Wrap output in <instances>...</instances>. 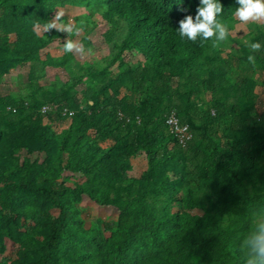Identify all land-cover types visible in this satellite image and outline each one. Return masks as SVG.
I'll return each mask as SVG.
<instances>
[{"label": "trees", "instance_id": "1", "mask_svg": "<svg viewBox=\"0 0 264 264\" xmlns=\"http://www.w3.org/2000/svg\"><path fill=\"white\" fill-rule=\"evenodd\" d=\"M57 1L0 0V80L57 64L45 51L62 34L36 27ZM103 1L104 40L125 31L104 67L80 69L81 100L71 86L0 100V264H246L241 243L264 224V111L255 113L252 76L264 72V47L253 66L245 44L232 58L212 40L181 39L178 21L195 17L199 0ZM219 2L231 31L239 5ZM249 41L264 46V33ZM171 113L189 139L170 130ZM84 198L115 220L85 227Z\"/></svg>", "mask_w": 264, "mask_h": 264}, {"label": "rangeland", "instance_id": "2", "mask_svg": "<svg viewBox=\"0 0 264 264\" xmlns=\"http://www.w3.org/2000/svg\"><path fill=\"white\" fill-rule=\"evenodd\" d=\"M54 15L57 10H63L65 16L62 19L63 23H68L69 20L75 22L77 26L81 21H84V31L79 35L67 36L66 33H61L62 37L54 40L45 51L51 57L58 59L57 64H48L45 62L35 63L25 66L22 69L11 71L8 75L0 80V100L11 99L16 102L30 103L34 98L39 99L43 92L59 91L66 86H71L70 95L81 100L83 84H75L74 81L81 73V68L85 66H93L95 68L104 67L115 53V45L119 43L124 35V27L121 24V30L116 33L113 42L107 43L104 40V33L107 31V26L101 21V14L106 9L105 1L90 0L88 4L74 3L72 0H59L56 2ZM237 20V19H236ZM229 31V30H228ZM42 29H37L39 35L42 34ZM259 32L264 33V23L249 22L242 24L237 20V24L229 31L230 38L219 43L216 46L222 49L223 57L227 55L232 58L241 56L242 52L238 44H245L246 40H250ZM67 39L82 44L86 50V55L81 57L76 53H64L63 47ZM238 43V44H236ZM91 50L88 52L87 50ZM125 60L129 63H138V56L125 54ZM58 65V66H57ZM115 73L118 71L116 65L112 69ZM257 82L255 89L256 102L255 113L260 115L264 111V72H255L252 74ZM68 120L60 123V128H65L68 125ZM141 168L137 166L134 171L138 175ZM83 211L81 217L85 222V227H89L96 219H101L108 222H113L116 218L114 209L99 207L84 198L82 202ZM12 247L8 245L7 253L11 254Z\"/></svg>", "mask_w": 264, "mask_h": 264}, {"label": "clouds", "instance_id": "3", "mask_svg": "<svg viewBox=\"0 0 264 264\" xmlns=\"http://www.w3.org/2000/svg\"><path fill=\"white\" fill-rule=\"evenodd\" d=\"M239 5L236 8L234 16L242 24L249 22L264 23V0H235ZM186 12L187 9H181ZM223 12V5L219 0H199V5L195 9V17L185 15L183 19L178 21L179 28L177 32L181 39L186 38L188 41L195 43L200 38L201 44L208 40H212L213 46L216 47L219 43L227 40L229 32L227 28L217 20V17ZM65 16L63 10H57L49 23L36 27L42 29L44 33H50L55 29L59 33H66L67 36L79 35L84 31V21L77 26L74 21L69 20L68 23H63L62 19ZM214 38V39H213ZM245 45L250 48L251 53L247 60L255 66V53L261 51L262 46L259 42L245 41ZM90 52L91 50H87ZM64 53H76L81 57L85 56L86 50L84 46L71 39H67L63 47ZM258 232H250L241 243V248L248 249L249 258L246 264H264V224L258 226Z\"/></svg>", "mask_w": 264, "mask_h": 264}, {"label": "built area", "instance_id": "4", "mask_svg": "<svg viewBox=\"0 0 264 264\" xmlns=\"http://www.w3.org/2000/svg\"><path fill=\"white\" fill-rule=\"evenodd\" d=\"M47 110V107H42L41 112L45 113ZM68 115L71 116L72 113H68ZM166 124L168 125L170 130L180 138L181 142L190 138L187 126H181L174 113L168 115Z\"/></svg>", "mask_w": 264, "mask_h": 264}]
</instances>
